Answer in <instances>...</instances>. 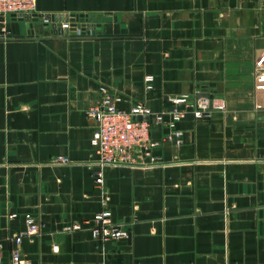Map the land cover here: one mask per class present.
Masks as SVG:
<instances>
[{
  "label": "crops",
  "instance_id": "0c3cea01",
  "mask_svg": "<svg viewBox=\"0 0 264 264\" xmlns=\"http://www.w3.org/2000/svg\"><path fill=\"white\" fill-rule=\"evenodd\" d=\"M35 13L83 14L94 28L60 34L0 15L2 264L26 213L42 224L21 242L31 264H264V0H36ZM102 85L127 111H165L184 94L223 97L227 109L187 112L181 144L154 123L144 164L107 167L98 187L88 109ZM61 155L70 163L51 162ZM103 207L128 238L93 237ZM71 223L81 228L65 231Z\"/></svg>",
  "mask_w": 264,
  "mask_h": 264
},
{
  "label": "built area",
  "instance_id": "2783aa9c",
  "mask_svg": "<svg viewBox=\"0 0 264 264\" xmlns=\"http://www.w3.org/2000/svg\"><path fill=\"white\" fill-rule=\"evenodd\" d=\"M35 9L36 0H0V15L3 16L19 17L25 13L35 12ZM64 26L69 28L70 23H65ZM255 68V89L264 90V51L256 59ZM152 81V75L145 77L147 88H151ZM100 92L99 103L88 109V115L95 118L98 123L91 137V145L97 155L91 165L94 168V182L98 187L104 186L105 168L134 167L144 164L142 158L150 155L151 150L159 144L151 136L154 123H167L174 129L172 135L176 143L181 144L182 132L175 129V126L185 118L187 112H192L196 119L201 120L209 118L215 111L227 109V101L223 97L184 94L169 97L172 106L165 111L155 112L143 103H137L127 111L118 107L120 98L114 96L108 87L102 85ZM181 104L185 105V108H179ZM166 115L170 116L168 121L165 120ZM146 116L148 119H144ZM51 162L69 164L70 160L61 155ZM15 216L16 214L13 213L10 218ZM25 221L26 229L11 237L16 245L11 251V264H31V260L21 251V242L25 236L41 234L42 224L32 213L25 214ZM80 228L79 223H71L65 225L63 229L74 231ZM90 229L93 237L102 242L128 238L130 235L129 228L125 224L113 221L112 211L107 207H103L93 215ZM3 258L4 247L0 241V264Z\"/></svg>",
  "mask_w": 264,
  "mask_h": 264
},
{
  "label": "water",
  "instance_id": "95a60500",
  "mask_svg": "<svg viewBox=\"0 0 264 264\" xmlns=\"http://www.w3.org/2000/svg\"><path fill=\"white\" fill-rule=\"evenodd\" d=\"M20 19L26 20L29 23V26H32L34 21H42L45 23L52 22L53 27L56 32L63 33H77L79 31L91 32L93 30V26L91 24H87L86 16L83 14L79 15H48V14H38V13H25L19 16ZM70 23V27L64 26L65 23ZM140 119V117H138ZM144 119H148V117H144Z\"/></svg>",
  "mask_w": 264,
  "mask_h": 264
}]
</instances>
